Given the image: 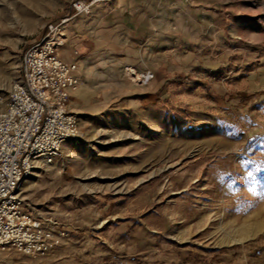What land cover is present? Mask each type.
I'll return each mask as SVG.
<instances>
[{
	"label": "rangeland",
	"instance_id": "rangeland-1",
	"mask_svg": "<svg viewBox=\"0 0 264 264\" xmlns=\"http://www.w3.org/2000/svg\"><path fill=\"white\" fill-rule=\"evenodd\" d=\"M77 1L92 0H0L3 98L48 24L69 18L67 44L76 42L80 22L112 3L75 15ZM151 8L150 46L122 31L100 50L108 62L68 103L78 137L23 179V209L64 231L50 251L84 252L72 257L78 264L113 255H133L134 264H264V0ZM104 23L93 34L110 42ZM131 70L153 79L143 85ZM4 253L0 264L21 256Z\"/></svg>",
	"mask_w": 264,
	"mask_h": 264
},
{
	"label": "built area",
	"instance_id": "built-area-1",
	"mask_svg": "<svg viewBox=\"0 0 264 264\" xmlns=\"http://www.w3.org/2000/svg\"><path fill=\"white\" fill-rule=\"evenodd\" d=\"M100 1L107 0L75 2V15L88 14ZM68 21L62 18L45 27L41 39L23 52L18 79L5 98L0 94V257L10 250L24 257L46 255L65 237L52 221L26 212L18 190L38 162L54 163L63 145L79 134L77 117L68 109L79 88L77 65L59 54ZM132 76L143 85L153 79L148 72ZM135 262L133 255H113L107 264Z\"/></svg>",
	"mask_w": 264,
	"mask_h": 264
},
{
	"label": "crops",
	"instance_id": "crops-1",
	"mask_svg": "<svg viewBox=\"0 0 264 264\" xmlns=\"http://www.w3.org/2000/svg\"><path fill=\"white\" fill-rule=\"evenodd\" d=\"M155 1L156 0H112L110 8H97L94 10L93 17L95 18L80 22L81 24H79L78 29L79 33L76 36L77 41L74 42V37L69 44H67V42L69 41L68 31L70 27H68V24L63 27L62 34L65 37V44L60 49L59 54L65 62L75 63L77 65L79 88L73 95L74 97L79 98L82 94L86 86L85 75H87L90 70H99L98 64L103 61L106 60L105 62H108V56H101L100 50L108 43L112 44L118 42V40H113L118 37V32H126V37L136 42L137 45L143 46L147 44L146 46H150L149 42L151 37L146 34L147 32L145 31L150 30L152 25L149 19L146 20V17L150 14H155L153 13L154 8H151ZM114 19H116V21H112ZM101 22H105L104 25L106 26V30L104 31L111 34L112 40L110 42L98 41L93 34L98 33V27H100V24H103ZM77 44L83 49L84 56L79 57L78 51L73 49L74 47L77 48ZM142 54L144 55V51ZM111 56L114 57V55ZM74 255L85 257V253L80 251H50L46 255L36 257L18 256L19 258L17 261L28 264H78L75 262V259L72 258Z\"/></svg>",
	"mask_w": 264,
	"mask_h": 264
},
{
	"label": "bare ground",
	"instance_id": "bare-ground-1",
	"mask_svg": "<svg viewBox=\"0 0 264 264\" xmlns=\"http://www.w3.org/2000/svg\"><path fill=\"white\" fill-rule=\"evenodd\" d=\"M131 74H132V75H137L136 72H135L134 70H131ZM137 78H138V77H137ZM63 146H64V148H65L66 143H65Z\"/></svg>",
	"mask_w": 264,
	"mask_h": 264
}]
</instances>
